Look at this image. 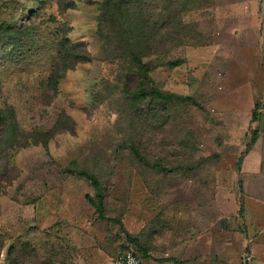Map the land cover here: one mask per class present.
<instances>
[{"label": "rangeland", "instance_id": "1", "mask_svg": "<svg viewBox=\"0 0 264 264\" xmlns=\"http://www.w3.org/2000/svg\"><path fill=\"white\" fill-rule=\"evenodd\" d=\"M100 1L80 0L62 15L72 39L93 52ZM187 3L176 37L164 35L163 53L146 61L155 85L195 103L176 101L149 115L131 110L115 66L97 58L69 70L57 91L50 87L55 7L0 0V22L24 6L42 8L37 37L3 54L0 108L13 106L26 134L48 132L63 111L73 120L47 144L29 135L3 147L0 264H112L130 246L145 259L144 244L151 236L158 243L167 222L198 243L201 263L264 264V0ZM257 102L262 115L253 122ZM255 128L260 135L246 151ZM83 168L100 179L106 219L88 199L97 188Z\"/></svg>", "mask_w": 264, "mask_h": 264}, {"label": "trees", "instance_id": "2", "mask_svg": "<svg viewBox=\"0 0 264 264\" xmlns=\"http://www.w3.org/2000/svg\"><path fill=\"white\" fill-rule=\"evenodd\" d=\"M37 1L43 4L49 2L52 8L55 7V11L48 12V21L55 25L54 30L48 34L53 37L51 42L52 46L54 45L55 54L50 74L46 80L47 84L56 91L61 79L69 70H74L80 64L97 58L104 64L115 66L118 86L121 87L125 99L130 100L131 110L135 109L134 111L140 113L138 110L148 108V114H151L158 106L169 107L171 104L176 105V101L195 103L191 96L166 91L155 85L151 75V66L146 61L147 58L163 53L161 45L164 43V35L165 41L176 37V25L183 22L182 14L191 8L187 3L191 0H160V4L159 0H101L97 6V24L94 31L97 41L96 52L91 50L86 40H73L70 36L73 30L72 23L62 18V15L69 10L76 9L80 0ZM21 10L20 15L0 22V62L4 57L3 54L26 46L40 33L41 28L36 25V21L42 15V8H34L31 13L28 6H24ZM168 63L175 66L180 61L175 60ZM261 107V103L257 102L253 111V122L261 117ZM71 122H73L71 117L63 111L59 114L55 126L48 132L34 130L26 134L24 130H20L15 108L13 106L1 107L0 156L3 147L8 149V146L15 147L16 144L23 145L29 142V135H33L34 142L47 144L56 133L61 131L58 130V126L67 128ZM259 135L260 130L255 128L247 143L246 151L254 146ZM24 139H26L25 142H23ZM131 149L140 160L145 161V157L135 143L131 144ZM244 154L238 158L237 167L239 169ZM80 171L97 188L96 195H88V199L98 215L106 219L105 195L101 191L100 179L88 169L83 168ZM243 201L240 200V212H243L245 208ZM132 240L138 246L139 239L132 237ZM136 251L143 257L139 247Z\"/></svg>", "mask_w": 264, "mask_h": 264}, {"label": "crops", "instance_id": "3", "mask_svg": "<svg viewBox=\"0 0 264 264\" xmlns=\"http://www.w3.org/2000/svg\"><path fill=\"white\" fill-rule=\"evenodd\" d=\"M167 224L169 227L164 230L158 243L151 236L152 241L144 244V264L145 260L146 264H204L199 258L201 249L198 243L182 231L172 229V226H177V222ZM205 253L203 258H209L208 251Z\"/></svg>", "mask_w": 264, "mask_h": 264}, {"label": "built area", "instance_id": "4", "mask_svg": "<svg viewBox=\"0 0 264 264\" xmlns=\"http://www.w3.org/2000/svg\"><path fill=\"white\" fill-rule=\"evenodd\" d=\"M112 264H144V259L136 251L135 247L130 246L117 254Z\"/></svg>", "mask_w": 264, "mask_h": 264}]
</instances>
